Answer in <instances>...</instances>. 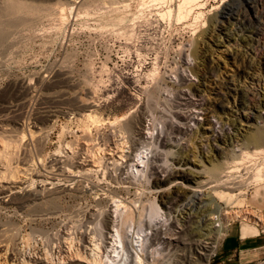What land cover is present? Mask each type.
<instances>
[{
  "label": "rangeland",
  "instance_id": "374dc122",
  "mask_svg": "<svg viewBox=\"0 0 264 264\" xmlns=\"http://www.w3.org/2000/svg\"><path fill=\"white\" fill-rule=\"evenodd\" d=\"M76 1L0 0V26L2 25L0 31L3 32H0L2 34H0V114H8L9 118L13 117V120H9L13 126H10L9 122L8 125L19 132L15 120L21 117L22 114L24 116L28 114L41 116L43 109L48 107L50 110L57 109L58 118H55L57 130L48 140L49 143L48 141L45 143L44 151H41V155H45L46 158L40 155L42 160L49 164L57 150L61 151L63 155L66 151L69 152L66 145L70 141L73 145L76 143L72 147L78 151L79 146L75 134L78 135L79 129L81 130L86 124L89 125L91 137L95 138H93L94 142L106 143L118 134V131L122 129V125L129 121V118H132L131 116H135L139 110L146 106L147 110L143 125L147 126L148 124L147 128L151 129L152 127H160L157 128L158 130L164 128L166 133L168 131L173 136L176 133L169 126V122L175 119L177 112L185 110V106L180 103V96L184 91H195L199 86L203 89L202 94L206 102L203 110L205 114L203 113L202 116L204 121L197 131L186 137L187 139L184 142L187 145L184 144L183 146L187 150L184 155H181L184 161H187V165L184 167L189 168L186 171L188 175L173 177L172 180L181 181L183 185L170 187L169 191L159 193V188L153 187L152 183L149 184L150 180H153L156 175L150 176L147 171L145 172L147 174L143 172L141 176L138 175L139 177L135 179L131 177L127 180L126 175L115 176V174L110 178L106 172L109 170H106L105 165H103L104 167L102 166L100 171L95 173L96 175L93 174L90 176L91 178L84 179V185H87V183H94L95 185L101 183L100 185L104 186V191L98 193H101L98 196L99 198L89 192H73L74 196L71 192L72 194L60 193L62 196L60 200H57L60 196V194H57L53 201H43L45 205H42L43 202L30 203L32 205L25 204L21 208L22 210L14 203L9 204V206H6L7 208L5 207L0 211V223H7L4 224V226L7 225L5 228L13 229L18 225L17 227L22 226L23 230H26L23 232L21 246L23 251L31 255H41L46 251L49 252L50 250L52 252L55 250L59 232L63 229L66 221L70 223L76 221V218H82L91 208L98 207L100 211L102 210L101 212H104L111 205L112 209L115 210L116 203L114 200L119 201V199L123 204L120 207L121 211L133 212L136 229L139 228L138 226L141 227V224H145L149 210L148 201H156L162 211L165 212L161 218L171 220L172 228L175 229L176 226L180 228L182 226L183 228L186 225L187 228L185 227V229L189 231H186L187 234L184 238L189 240L192 237L190 236L191 233L194 239L207 237L209 230L207 227H212L211 223L217 222L215 218L210 221V218L219 213H224L221 217L224 218L225 225L229 222H233L232 225H240L239 221H241V225L244 227L247 225L255 226L249 221H242L239 217L245 216V209L254 210L260 215L264 214V180L260 185L251 183L246 189L245 187L239 189L226 188V191L237 194L233 200L234 203L229 205L217 199L214 195V189L211 190L212 188L207 187L209 185H205L202 188H205L204 190L199 188L201 191L194 193L188 189L186 190L183 186L185 184L186 186H195V182L207 180L208 176L200 173L204 167L209 168L213 164L231 162L233 158L232 149L236 145V141H238L236 148L241 146L242 151L251 150L247 137L255 131V127L245 126L242 122L249 121L253 125H264V123H258L257 121H260V119L256 118L262 111L264 112V1L261 0L257 8L258 12L260 11L259 13L262 14L259 26L253 20L254 17H258V14H255L256 9L254 7L250 8L244 0L241 2L243 14L239 16L240 19L228 10L227 13L223 14L224 18L218 17L221 15V9L213 11L211 5H208L201 18L195 20V14H193L184 23H178L175 17L169 18L166 16L163 18L161 13H164L165 6L161 5L160 2H157V4L153 0H78V3L74 4L73 2ZM226 1L231 2V0ZM7 2L38 5L40 6H37L38 8L42 6L45 13L43 11H41L43 14L36 11H32L33 13L22 11L16 13L17 15H9L6 11ZM44 6H47V9ZM175 6L176 4L173 5V7ZM49 7L51 13H49ZM23 13L28 15H23ZM36 16H39V19ZM12 18H18L17 21H21L22 25L19 23V26L18 22L13 21ZM27 18L28 22L26 24L23 20ZM35 18L37 21H34ZM241 19L242 22H240ZM8 20L11 21V25L8 24ZM221 21L224 25L221 24ZM251 24H255L254 27L257 28L251 30L249 28ZM8 25L11 27L9 28ZM26 25L30 26L27 27ZM2 27L4 29H1ZM225 27L229 30H224ZM235 28L237 29L235 30ZM228 31L231 32L230 36L226 34L229 33ZM183 73L191 75L195 79L184 83L181 80ZM45 75L55 76L60 82L63 81L64 76H69L72 81L71 83H61L63 92H50L43 95L36 93L35 96L29 98L27 107H23L21 102L23 100L16 91L18 87L24 80L35 81L34 83H36L37 78ZM159 80L162 81L161 87L154 90L153 88L158 85ZM80 83L82 84L80 85ZM153 90V96L149 95ZM62 93L65 94L60 96ZM54 94H56L55 98L52 97ZM57 96L61 100H57ZM76 103H94L95 109H93L95 111L92 114L95 121H99V124L91 120L87 122V119H81L80 116L84 115L83 112H81L79 118L77 117L78 119L68 116V109ZM134 110H137V112ZM250 112L252 116L246 118L245 115ZM234 120L236 121L235 126L232 124ZM83 121H86L85 125L82 124ZM217 121L219 125H225V128L228 127L227 134L217 135L213 139L214 137H210L213 132L209 128L213 127L214 124L216 125ZM151 123L155 125L151 126ZM37 124L44 128H49L51 125L50 122L41 121H37ZM129 145L127 144V146ZM154 145H156V142H154ZM221 147L225 148L222 149ZM63 149L66 151L63 152ZM98 152L101 153L98 154ZM98 152L99 157L104 156L103 151ZM236 153L239 154L240 152ZM173 156L168 157V162H172L175 167H179L177 164L179 158L176 154ZM162 161V159L156 160L157 163ZM144 170L146 169L144 168ZM190 171H193L195 175L198 173V176H195L193 172L190 173ZM253 171L252 168L242 170L241 175L238 174L241 176L238 179L244 178L243 180L250 181L249 177ZM105 172L107 175L104 174ZM99 173L105 176L102 177V174ZM190 174L193 176L191 177ZM122 176L124 177L122 178ZM99 177L102 179L100 180ZM127 186L130 188L128 189ZM218 189L221 190L222 187ZM258 189L259 193L257 194ZM142 191L146 192V197L142 201L143 205L140 203L141 206H138V211H136L137 209H133V206L134 203H137L138 196L134 195H136V192L141 193ZM210 197L214 198L213 203H210L212 201ZM98 201H100L99 204ZM52 202L53 205L54 202L59 205L56 204L57 207L54 206L55 209H53ZM31 209L33 212L36 211L32 214L35 215L36 213L37 215H31L29 213L32 212ZM53 210L58 211L56 213ZM17 212H20L19 215H16ZM54 213L57 217L51 216ZM22 214L23 216H20ZM26 214H30L32 220L28 219L29 216L27 217ZM71 217L73 218L71 219ZM33 219L38 221L36 220L33 223ZM188 221L190 222L188 223ZM234 233L235 227L232 228V234L234 235ZM226 237L227 235L219 240L217 250L208 262L203 257V260H199L197 264H236L234 260H228L230 253L221 254L218 251ZM262 241L261 239L260 242ZM47 245L52 246L51 249ZM262 260H264V257L259 261Z\"/></svg>",
  "mask_w": 264,
  "mask_h": 264
},
{
  "label": "bare ground",
  "instance_id": "6f19581e",
  "mask_svg": "<svg viewBox=\"0 0 264 264\" xmlns=\"http://www.w3.org/2000/svg\"><path fill=\"white\" fill-rule=\"evenodd\" d=\"M77 1L73 3L76 4L78 3ZM129 1H134V0H129ZM153 1L154 2L156 1V3L160 2L161 5L163 4V6H165L164 13H161V15H163L162 16L163 18H165L166 16L169 18L175 17V20L178 23L186 22L187 19L191 17L193 14H195V20H197L198 18H201L204 15V10L205 8L208 7V5H211L213 11H217L221 9V15L218 14L219 15L218 17L224 18L223 14L227 13V10L230 11V13L236 14L238 18L239 16L243 14L242 9H241V2L243 0H231V2H227L226 0H221V1L220 0H153ZM244 1H246L249 4L250 8L254 7L256 9L255 14H258V17L257 18L254 17L255 19L253 20L259 26L261 24L262 14L259 13L260 11L258 12L257 8L261 0H244ZM174 4H176L175 7H173ZM37 6H34L32 4L21 3V2H7L6 11L9 13V15L16 14L22 11L24 12L26 11L28 13H30L29 11L31 12L32 11H36V12L43 11L42 6H41L42 9L38 8L40 6L38 7ZM44 8L47 9V6H44ZM50 9L51 8L49 7V11H50L49 13H51ZM43 12L45 13V11ZM25 14L23 13V15ZM14 17L16 18V16ZM36 17L39 19V16H36ZM14 19L12 18L13 21L18 22V25L19 23L20 25H22L21 21L19 22L17 21V19L15 20ZM24 21L27 24L28 18L26 20H23V22ZM34 21H37V19ZM240 22H242V19ZM10 23L11 21L8 24ZM221 24L224 25L222 21H221ZM254 25L251 24L249 28L251 30L252 29L254 30V28L256 27V26L254 27ZM8 27L10 28L11 26L8 25ZM1 29H4V28L2 27ZM14 29L16 30V28ZM236 29L237 28H235V30ZM224 30H229V29L225 27ZM228 32L229 33H226V34L230 36L229 34H231V32L230 31ZM252 33L254 34L253 31ZM187 63L189 64L188 60H187ZM193 79L195 78H193L191 75H187L185 73L181 75V80L184 83L191 82ZM36 80H37L36 83H34L35 81L31 82V81L24 80L21 83V85L18 87V89L16 90L18 96L23 100L21 101L23 107H27L29 98L32 96H35L36 93L40 95L50 93V92L60 93L64 91V90L63 91L61 90L62 89L61 83H71L72 81L69 76H64L63 81L60 82V80H57L55 76H46V75L41 76L37 78ZM161 80H159L158 85L153 88L154 90H158L161 87V82H162ZM82 83H80V85ZM154 90L151 91L149 95L153 96ZM202 93H203V89L199 86L196 88L195 91L187 90L182 93V95L180 96V99H181L180 103H182V105L185 106V110H182V112L176 111L177 114H176L175 119L170 120V122L168 121L170 123L169 126H171V128L176 133L173 136H171V134L168 131L166 133V129L164 130V128H161L160 130H158L160 127L159 128L157 127L158 129L155 127H152V129L154 128L152 130L151 128H147L148 124L147 126L143 125V123L145 122L144 119H145V114L147 110V106H146L142 110H139L138 114L136 113L135 116H131L132 118H129L130 120L124 123V125H122V129L118 131L117 135H114L113 139L109 140L108 142L105 141L106 143H102V144L101 142H94L95 138L91 137L90 135L91 131L89 129V125L86 124L87 125L86 126L84 124L86 123V121L85 122L83 121V123L80 122L85 126L82 127L81 130L79 129L78 135L75 134V137L77 138V145L79 146L78 151L76 150V148L72 147L76 145V143L73 145L72 143H70L71 142L70 141L68 142V144L66 143L67 144L66 149L69 152L67 153V151L63 149V152L66 151L65 155H63L61 151L59 152L57 150L53 154V156L51 155L52 159L50 160V162L47 160L49 164H46L44 160H42L41 156L45 157V155H41V151L42 150L44 151L43 148H44V145H46L45 143L51 138V136L57 130L56 129L57 125L55 121V118L57 117V111H56L57 109L53 110L54 108L53 109L51 108L52 110H50L49 107H48L49 109L48 108L43 109V111L41 112L42 113L41 116H33L31 114H28L29 116L28 115L24 116L22 114L21 117L15 120L16 123L14 122L17 125L19 132H17L16 131L17 129L13 127V129L15 130L14 132V130L10 127V126H13L9 122V120L13 118L12 116H11L12 118H9L8 114H0V136H1L0 137V211L6 206H9V204L11 205L13 203L16 204L18 208L21 209L23 208V205L25 204H30V203L35 204L36 202L53 201L55 196L60 193L64 194V193H71V192L72 193L73 192H89L90 194H95V196L98 197L101 194V193L100 194L98 193L100 191H104L103 190L104 186H101L100 185L101 183L99 181L98 183L100 184L96 183L95 185L94 183L93 184L87 183V185H84V179L85 180L87 178L89 179L90 176H92L95 173H98L100 171V168L103 165H105L106 170H109L106 172L108 173L110 178H112L113 175L115 174V176L116 175H126L127 180L128 178H131V177L135 179L136 177H139L138 175L141 176L143 172L145 173L148 171V175L150 176L156 175L155 177L153 176L154 178L153 180H150L149 184L152 183L153 187L159 188L158 190L159 193L169 191L170 187H177V186L179 187V185H183V182L172 180V179L173 177L186 175L187 174L186 171L189 170L188 167H184L187 165V161L185 162L183 156L181 155H184V153L187 150L186 147L183 146L184 144L187 145V143L184 142L187 139L186 137H188L189 135H192L203 124L204 118L202 116L205 114L203 110H204V106L206 102H205V99ZM64 94L62 93L60 94V96ZM55 95L56 94H54V96L52 95L50 96L55 98ZM146 97H147V94H146ZM56 99L61 100V99H58V96ZM94 107H95L94 103L93 104L92 103H84V104L76 103L68 109L67 115L79 118V116L81 115V112H83L84 115L80 116L81 119H85V120L87 119V122L91 120L92 122H98L97 124H99V121L97 120L95 121V119L93 118L92 113L95 111ZM134 111L137 112V110H134ZM128 115L130 116V114ZM245 116L246 118H250L252 116L251 112L249 114H246ZM256 118L260 119V121H257L258 123H264L263 122L264 112L262 111V113L256 116ZM37 121L46 122V123L50 122L51 125L49 128L46 127L47 128L46 129L44 127H40L37 124ZM76 121H79V120H76ZM8 122L10 126L8 125ZM235 122L236 121L234 120L232 123L234 124V126L236 125ZM242 123L243 125L248 126V127H252V126L255 127V131L251 132L249 136L247 137V140L249 142L248 144H250L249 148H251V150L242 151L241 146L236 148L238 145V141H236V145H234V148L232 149L233 158L231 162L226 161L220 164H213L209 168L204 167L202 169V172L200 171V173L208 176V179L204 181L195 182V186H191V185L186 186L185 184L183 187L186 190L188 189L194 193V192L201 191V189L205 185L206 186L209 185L207 187L212 188L211 190L214 189L213 191H214L215 197H217V199H219L220 201H224L226 204L229 205L231 203H234L233 200L236 198L237 194H234L230 191H226L227 190L226 188L239 189L241 187H245L246 189V187L250 186L251 183H255L256 185H260L263 183V180H264V125H253V123L250 124L249 121L242 122ZM110 125L112 124L110 123ZM152 125L153 124L151 123V126ZM162 126L164 127V124ZM224 126L225 125H219L217 121L216 125L214 124L213 127L211 126L212 128L211 127L209 128V130L213 132V135L211 134V136L210 135L209 136L214 137L213 139H215L217 135L223 136L224 133H226L228 129V127L225 128ZM94 128L97 129L96 127ZM62 132L64 131L62 130ZM154 142H156V145H154ZM127 144H130V145L127 146ZM62 148H65V147H62ZM221 148L223 149L225 147H221ZM126 149L128 150L126 151ZM229 150L231 151V149ZM98 151H103L104 153L102 154L104 156L99 157L98 154H100L101 152L99 153ZM236 152H240V153L238 154ZM175 154L179 158V159L177 158L178 159L177 164L179 165V167L177 166L175 167L174 163L168 162V157L173 156ZM160 159H162L163 161L161 163H157L156 160H160ZM144 168L146 170H144ZM251 168L254 169V171L249 177L250 181H248L247 179L243 180L244 178L237 179L236 176L234 175L235 173L240 174L242 170H249ZM191 170L193 169L191 168ZM193 171L196 172L195 170ZM193 171H190V173H192ZM106 172L104 174H106ZM197 174L198 173H196V175ZM240 175H238V177ZM103 176L105 175L102 174V177ZM190 176L192 177L193 175L190 174ZM123 177L124 176H122V178ZM101 179L102 178H100V180ZM102 181H105V180H102ZM231 183L232 185H230ZM129 186H127L128 189L131 187ZM219 187H222V189H225V190H222V189L219 190L218 189ZM145 193L143 191L141 193L136 192V195L134 196H138V199H137L138 201L137 203H134L133 209H137L138 206L143 205L142 201L146 197ZM256 193L257 194L259 193V189L257 190ZM73 196H74V193H73ZM60 197H62L61 194L59 198H57V200L58 199L60 200ZM210 199L212 198L210 197ZM213 199L212 201H210V203H213ZM100 201H98V204L100 203ZM114 202L116 203L115 205L116 208L113 207L115 208V210L112 209L111 205L110 207L106 208L105 211L103 210L104 212H101L102 210L100 211V208L98 207L91 208V210L88 211L86 215L82 216V218L80 219L76 218V221L70 222V223H67L66 221V224H64L63 229L59 232L60 234L57 232L59 234L58 236L59 238L58 240L56 239L58 241L56 245V249L53 250L52 252H50L49 250L50 253L46 251L47 253L46 252L44 254L41 253V255H31L23 251L21 242L23 241V232H25L26 230L24 229L25 230L24 231L22 226L17 227L18 225H16V227L14 228L12 227L13 229L11 228L9 229V228H5V226L7 225L4 226V224H7V223H4V224L0 223V264H197L199 260L201 259L203 260V257L204 259H206V262L210 260V258L215 254L217 250L219 240L225 234L226 225L224 222V218L221 217L223 216L224 213L223 214L219 213L218 215H216L217 220H219L218 228L215 226V222L211 223L212 227H207L209 228L207 237H205L204 239L203 238L194 239L191 233L190 236L192 237H190L191 239L189 240V239L184 238V236H186L187 234L186 233L187 230L185 229L186 225L183 226V228L182 226L181 228L178 226H176L175 229L172 228L171 220L169 221L166 218H161V216L165 214V212L162 211V208L156 203V201H148L149 210H148L147 218L145 220V224H141L142 225L141 227L138 226L139 227L138 229L135 228V223L133 221L134 215H132L133 212L129 210L131 213L130 214V213H127L126 210L121 211L120 207L123 204H122V201H120V199L119 201L114 200ZM56 204L54 202V205H53V202H52L53 207L56 206ZM42 205H45V203ZM58 205L59 204H57V206ZM97 206H100V205H97ZM12 207L14 206L12 205ZM53 209H55V207ZM30 211H32V212H29L31 213V215H33L32 213L36 212V211L33 212L32 209ZM56 211L53 210V212H56ZM62 211H65V210H62ZM136 211H138V209ZM19 213L16 215H19ZM29 215H27V217ZM35 215L37 214L35 213ZM20 216H23V214ZM51 216H55V213L52 214ZM72 218L73 217H71V219ZM214 218L215 216H212V218H210V221L211 220L213 221ZM28 219L32 220L30 216ZM36 220L33 219V223H35L34 221ZM24 222L26 223V221ZM189 222L190 221H188V223ZM245 229H246L245 231L248 234H257L259 232V228L256 226L247 225L245 226ZM46 239L48 240V238ZM52 239L54 238L52 237ZM51 247L52 246H50V249Z\"/></svg>",
  "mask_w": 264,
  "mask_h": 264
},
{
  "label": "crops",
  "instance_id": "0c3cea01",
  "mask_svg": "<svg viewBox=\"0 0 264 264\" xmlns=\"http://www.w3.org/2000/svg\"><path fill=\"white\" fill-rule=\"evenodd\" d=\"M245 230L243 225H231L218 249L221 254L230 253L228 260H234L236 264H252L264 257V233L259 230L257 234H248Z\"/></svg>",
  "mask_w": 264,
  "mask_h": 264
},
{
  "label": "built area",
  "instance_id": "2783aa9c",
  "mask_svg": "<svg viewBox=\"0 0 264 264\" xmlns=\"http://www.w3.org/2000/svg\"><path fill=\"white\" fill-rule=\"evenodd\" d=\"M238 174L239 173H235L234 174L237 179L240 178V177H238ZM230 185H232V183ZM244 215L245 216H243V217H239V219H241L242 221H249L251 224H254L255 226H257L260 229L261 233H264V214L260 215L256 211H254V210H250V209L249 210H246L245 209V214ZM215 219L217 221L215 223V226L218 228L219 227V225H218L219 224V221L217 220V217L216 216H215ZM224 222H225V220H224ZM232 223L233 222H229V223L226 224V229H225L224 237L227 235V231H228L227 228H229L232 225ZM239 224L241 225V221H239ZM252 264H264V260L258 261L256 263H252Z\"/></svg>",
  "mask_w": 264,
  "mask_h": 264
}]
</instances>
